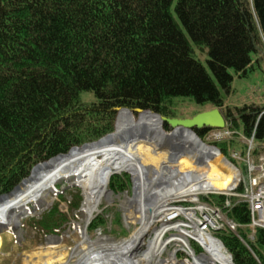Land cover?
I'll use <instances>...</instances> for the list:
<instances>
[{
    "label": "trees",
    "instance_id": "trees-1",
    "mask_svg": "<svg viewBox=\"0 0 264 264\" xmlns=\"http://www.w3.org/2000/svg\"><path fill=\"white\" fill-rule=\"evenodd\" d=\"M194 46L207 51L209 70ZM254 55L264 59V0H0V195L26 179L0 198V220L34 200L53 171L76 174L115 154L116 133L103 138L123 109L174 118L169 105L178 98L212 105L228 128L255 132L254 155L264 154V107L222 109L231 70L247 75ZM208 130L196 133L204 138ZM216 146L235 162V140ZM129 187L130 178L118 175L109 185L114 193ZM201 200L237 225L215 234L234 264H264V228L253 233L249 204L227 195ZM65 220L55 204L37 224L52 234Z\"/></svg>",
    "mask_w": 264,
    "mask_h": 264
},
{
    "label": "bare ground",
    "instance_id": "bare-ground-1",
    "mask_svg": "<svg viewBox=\"0 0 264 264\" xmlns=\"http://www.w3.org/2000/svg\"><path fill=\"white\" fill-rule=\"evenodd\" d=\"M162 127L160 117L151 112H140L135 118L132 111L121 110L117 118L115 132V144L116 146L120 145L118 151L113 155L105 154L100 161L99 159L89 160L76 174L60 173L59 175L55 170L47 185L49 187L61 178V182L69 181L73 183V186L79 187L84 196L83 209L87 214L86 223L88 224L99 211L103 199L110 196L108 186L111 177L128 172L132 174L136 185V197L130 203H136L139 206L138 216L131 213L129 220H135L141 227L129 239L120 242H111L105 238L93 241L85 230L82 244L72 250V253H68L65 249H59L58 252L49 250L31 258V264H142L141 261L143 264H153L161 258L164 252L165 243L162 241L164 236L170 231L179 230V226L175 228L168 226V220L172 221L174 215L181 213L180 209L170 208L171 203L187 197L196 198L197 195L209 191L230 193L235 188L238 171L241 169L231 167L223 162L221 154L214 151L215 154L212 152L213 150L202 146L191 134L189 137L183 138V144L186 146L177 145L179 149L186 148V152L190 156L180 159H172L176 156H171L169 159L173 166L164 162L165 159H168L167 157L156 154L155 150L144 145L147 140L160 144L165 138ZM153 143L148 144L151 146ZM89 146L75 148L72 151ZM198 158L203 159L204 171H198L194 165L193 160ZM43 165L45 163L37 167L33 174ZM151 173L153 176L150 178L148 174ZM161 187L164 188L156 189ZM53 189L55 190V188ZM140 189L142 192L139 193ZM46 191L42 192L36 200V206L47 202ZM19 208L21 209L17 211ZM28 214L29 208L26 205L13 208L9 211L5 221L0 220V227L19 225L20 219ZM159 222H162V227L154 228ZM152 229L154 237L147 242L146 236ZM193 230V232L186 231L184 237L175 238L168 244L179 242L190 249V240H194L206 254L203 262L195 261V253L189 254L194 264H233L225 247L216 237L210 233H203L198 227H193ZM177 255L178 252L175 251L172 256L173 262H177ZM66 257H70V260L64 263Z\"/></svg>",
    "mask_w": 264,
    "mask_h": 264
},
{
    "label": "rangeland",
    "instance_id": "rangeland-1",
    "mask_svg": "<svg viewBox=\"0 0 264 264\" xmlns=\"http://www.w3.org/2000/svg\"><path fill=\"white\" fill-rule=\"evenodd\" d=\"M194 51L196 58H198L203 63V65L209 70L207 63V51H202L196 46H194ZM259 59L260 61L258 62ZM231 74L233 75L231 91L229 93L222 91L224 98V107L222 108L223 112L226 113V110L228 109L233 111L235 109H239L245 106L264 107V59L258 57L257 55H254L253 66L247 75L241 77L236 74L233 69L231 70ZM83 101L92 104L95 102V98L91 94H84ZM169 106L171 110L176 114V117H174L175 119H189L196 116L197 114L215 109V107H213L212 105L198 106L190 98H178L177 100L172 101ZM138 115L139 113H134L135 118H137ZM231 131L235 133H242L240 131L232 129ZM115 132L116 123L114 133ZM212 132H215V130L207 131L205 133L204 138L202 139H207L208 141V136ZM234 137L237 136L234 135ZM233 140L238 143V148L239 145L242 146V144L238 142L240 141V138H236ZM233 140L230 139L227 141ZM148 143L150 144L153 142H149L147 140L145 141L144 145L150 147L151 150H155V152H157L156 154H162L161 156L167 157L168 159H165L164 162H167L169 165L173 166L172 164H170L172 162L170 161L171 150L169 144H167L166 142H160V144L153 143L150 146ZM188 156L190 155L183 152H179L176 155V158L172 159H180L183 157L187 158ZM193 161L198 171L205 170L203 168L204 164L202 163V158H198L197 160ZM57 174L60 175V173ZM117 175L122 178H130V187L128 191L114 193L112 190V192L110 191V188L108 186V193L110 194V196H108V198L103 199L99 211L88 224L86 223L88 217L83 209V192L79 187L73 186L72 182H61L60 180L62 179H58L57 182L51 184L52 187H50L51 185L47 187V191L46 189L44 190L47 192V202L40 206H36V200L40 197L42 192H44L41 191V193L38 194L36 199L31 200L26 204V207L29 208V214L28 216L20 219L19 225L13 224L12 226L6 225L0 227V264H27L28 262L31 264V258H35L37 255L41 253L43 254L49 250H52V252H58L59 249H65L68 253H72V250H75L77 247H79L80 244H82L83 232L85 230L86 234L93 241H97L99 238H105L106 240L111 242H120L129 239L132 234L135 233L141 227L140 224L135 220H129V218L131 217V213L134 216H138V204L130 203V201L134 200V198L136 197V185L135 181L133 180L132 174L124 172ZM148 176L151 178L153 174H148ZM53 188H55V190ZM163 188L164 187L156 189L160 190ZM140 192H142V189L139 190V193ZM199 196H203V194H200ZM177 202H179V200ZM180 202L187 203L188 200H181ZM55 204L58 205L60 211L66 217V222L62 223V227L58 232L49 234L43 231L37 223L44 217L47 212L52 210ZM183 206L185 207V204H183ZM170 208L176 209L177 207H173V203H171ZM20 209L21 208L17 209V211ZM99 217L104 218V221L101 222V220H99ZM34 223H36L37 225H35ZM96 225H101L102 227L97 229L95 228ZM156 226L161 228L162 222L156 223L154 228ZM168 226H172L175 228L179 225L176 223L168 224ZM180 236L174 234L173 237L170 232L168 233V235L164 236L162 240L163 243H165L164 252L161 255V258L158 259L157 262H153V264H194L192 257L189 256V254H194L192 248L196 250L195 261H204L206 256L204 250L198 243H196L195 241L194 243L193 240H191L190 249H187L184 245L180 244L179 242H173L168 244L171 240L175 238L180 239ZM152 237H154L153 229L146 236L147 242ZM142 248L143 250H145L144 247ZM198 248H200L201 251ZM175 251L178 252L177 262L172 261V256ZM69 260L70 257H66L64 263H67ZM141 263L143 264L142 261Z\"/></svg>",
    "mask_w": 264,
    "mask_h": 264
},
{
    "label": "built area",
    "instance_id": "built-area-1",
    "mask_svg": "<svg viewBox=\"0 0 264 264\" xmlns=\"http://www.w3.org/2000/svg\"><path fill=\"white\" fill-rule=\"evenodd\" d=\"M233 135L234 132L229 129L218 130L209 134L208 141L220 143L230 140ZM240 140L244 144L245 150H233L230 152V156L242 166L243 171H238L237 184L233 192L228 195L238 198L239 202L249 204L251 227L256 230L257 228H264V154H259L258 157L254 155L256 149L255 132L251 137L240 135ZM239 187L242 188L241 192L238 191ZM205 194L218 193L209 191ZM188 200L192 204L186 207L180 206L179 202L173 203V207L180 209L181 213L173 216L172 222L170 219L168 220L169 224L177 223L179 225V230L176 231L179 232L178 236L184 235L186 231L193 232V227H198L203 233H211L225 227L231 231L237 230V225L227 219L219 208L200 203L198 198ZM229 205L227 202V207Z\"/></svg>",
    "mask_w": 264,
    "mask_h": 264
},
{
    "label": "water",
    "instance_id": "water-1",
    "mask_svg": "<svg viewBox=\"0 0 264 264\" xmlns=\"http://www.w3.org/2000/svg\"><path fill=\"white\" fill-rule=\"evenodd\" d=\"M140 112H142V111H138V113H140ZM161 121H162V123H167L170 126V128L172 129V131L169 132V133L165 132V138L162 141V143L166 142L167 144L170 145V150H171V156L172 157L176 156L179 152H183V153L187 154V152H186L187 149L186 148L182 147L181 149H179L177 147V145L186 146V145L183 144V142H184L183 138H185V136L189 137V134L193 135V137H195L197 139L199 144H201L202 146L208 147L209 149L213 150L212 151L213 153H215V152L219 153V149L217 147L206 145L195 132L196 130H202V129H223V128H225L226 127V120H225V118H224V116L221 113L219 108H215V109H213L211 111H207V112H203V113L197 114L196 116H194L192 118H189V119H175V118L172 119V118L163 117V118H161ZM113 135H114V133L109 134L108 136L104 137L103 139L109 138V137H111ZM103 139H101L100 141H98L96 143H90V144L87 143V144H84L82 146L94 145V144H97V143L101 142ZM75 148H78V147H73L70 151H72ZM63 155H65V154H62V155H59V156H63ZM59 156H57V157H59ZM57 157H55V158H57ZM55 158H53V159H55ZM222 160H223V162H225L229 166L234 167L233 164L229 160H227L225 157H223ZM42 164L43 163L38 164L32 170V172L37 167H39ZM20 185H18L10 193L0 195V198H3L5 196L13 193ZM229 256L231 258L232 263L234 264L232 256L231 255H229Z\"/></svg>",
    "mask_w": 264,
    "mask_h": 264
}]
</instances>
